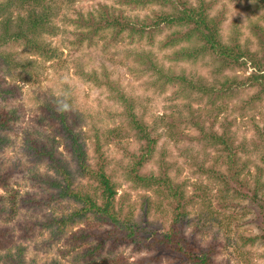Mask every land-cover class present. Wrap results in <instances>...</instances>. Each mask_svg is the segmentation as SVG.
I'll return each mask as SVG.
<instances>
[{
    "label": "rangeland",
    "instance_id": "obj_1",
    "mask_svg": "<svg viewBox=\"0 0 264 264\" xmlns=\"http://www.w3.org/2000/svg\"><path fill=\"white\" fill-rule=\"evenodd\" d=\"M171 1L136 6L127 0H72L56 15L55 31L43 36L56 51L55 57L31 53L20 44L7 46L6 52L17 60L31 59L36 66L28 69L33 74L29 76L27 70L11 71L0 58V87L12 91L8 97H0V118L14 116L11 128L0 131L5 139L0 145V175L6 179L0 194L11 211L0 215V231L23 241L36 221L45 222L47 217L69 215L79 209L69 200L58 199L59 190L48 183L59 179L55 171L39 159L34 148L29 149L34 143L52 144L58 155L70 160L57 122L52 123L45 111L48 105L60 107L67 102L86 118L79 122V132L93 135L98 129L107 140L103 150L108 169L119 183L118 207L147 234L169 230L174 205L170 195L162 188L136 186L126 178L127 166L139 146L122 116L120 96L124 95L136 100L137 115L148 127H154L157 138L153 158L141 173H160L162 177L168 173L175 184L187 186L191 202L177 233L209 251L210 264H264V94L244 81L253 69L222 65L220 57L206 51L200 39L189 36L190 27L157 26L161 17L204 3L225 44H239L240 49L264 61V0ZM17 3L15 9L24 5L22 0ZM20 11L24 17L25 12ZM115 15L139 20L156 30H147L143 38L129 33L116 36V30L103 24L94 36L90 28L79 26L90 18ZM153 63L158 69H152ZM247 65L250 67L249 62ZM190 81L215 83L216 90L227 83L232 90L212 105L207 92L188 88ZM247 98L249 107L244 106ZM224 127L225 134L230 131L233 135L239 153L243 150V161L249 163L237 184L223 185L212 172L203 175L199 171L205 166L219 174L232 173L221 159L220 148L209 144L210 136L222 135ZM115 129L117 137L111 135ZM90 153L95 157L92 150ZM86 182L78 178L76 185ZM85 229L86 223L73 225L61 234L39 229L34 238L24 241L28 245L26 262L75 264L68 251L80 252L99 243L93 238L74 244V234ZM106 229L108 226L101 223L96 228L98 234ZM108 249L110 245H106ZM4 252L0 251L2 255ZM106 253L91 264H189L180 254L161 246L136 250L128 245L111 255Z\"/></svg>",
    "mask_w": 264,
    "mask_h": 264
},
{
    "label": "trees",
    "instance_id": "obj_2",
    "mask_svg": "<svg viewBox=\"0 0 264 264\" xmlns=\"http://www.w3.org/2000/svg\"><path fill=\"white\" fill-rule=\"evenodd\" d=\"M17 1L13 3L11 0L6 5L0 3V58L5 60V64L11 71L20 70L26 72L29 68L36 66L35 62L25 58L17 60L14 54L7 53L5 49L11 44H20L31 53L48 56L49 58L55 57L56 51L43 40V36L48 33L52 34L55 31L54 29L57 28L55 25L56 15L59 14L65 2H71L72 0H22L24 5L15 9V5L18 4ZM170 1L127 0V3L144 6L147 3L154 2L168 4ZM183 7L186 6L183 5ZM207 8L204 3L198 8L186 7L175 15L159 18L160 23H157V26L160 28L162 24L167 26L182 24L190 27L189 36L200 39L206 51L209 50L220 57L222 65H227L228 68L236 66L252 68V73L244 81L246 84L250 82L253 86H256L258 93L263 95L264 61L256 58L255 53H247L240 49L239 44H225L221 39L216 20L210 18ZM20 10L25 12L26 15L24 17L22 15L23 12ZM103 24L116 30V36L129 33L130 36L136 35V37L143 38L147 30V33L156 30V28L150 29L151 25L147 26L145 23L142 25L139 20L134 21L119 15L101 17L98 20L90 18L88 21L84 20L83 23H79V26L80 28H90L91 31L89 32L94 31V36H96ZM140 24L141 26H139ZM85 34L83 33V35ZM246 58H248L247 61L245 60ZM248 62L250 67L247 65ZM153 68L158 69L154 63ZM27 74L29 76L33 75L32 71H28ZM182 82H186V79L183 78ZM222 85L220 90H216L215 83L202 84L201 82H195L193 84L190 81L188 88L202 94L207 92L206 95L209 97L211 104L214 105L220 99L229 95L232 90L227 83ZM11 92L10 89L7 90L0 87L1 98L8 97ZM120 101L124 107L122 116L128 121V129L135 133L139 146L138 153L131 157L133 162L131 161L127 166L126 178L130 179L136 186L147 189L151 187L162 188L170 195L174 205H172L169 230L164 234L156 232L147 234L140 225L131 222L132 220L129 216L117 205L119 183L108 169L107 158L103 150L107 140L103 138L98 129L94 131L93 135L78 131V127L82 124L79 122H83L86 118L78 115L71 103L60 104V107L48 105L45 107V111L50 114L52 123L57 122V129L65 138L64 142L66 143L70 160L66 161L62 156L58 155L56 148L52 144L46 146L34 143L29 145V149L34 148L38 153L39 159L45 160L55 171L54 173L59 179L56 181L48 180V183L53 190H59L58 199L69 200L76 204L79 209L69 215L47 217L45 222L36 221L37 226H31L33 230L26 231L29 235L24 237L23 241L15 240L8 231L5 233L0 231V251L5 250L3 255L0 253L2 264H28L26 262L28 245L24 241L34 238V234L39 229H53L61 234V232H66L73 225L81 223H86L87 229L74 234L72 239L74 244L87 243L93 238L97 239L99 243L92 248L81 249L80 252L68 251L72 255L75 264L88 261L91 264L97 259L103 258L106 251H108V255H111L113 250L128 245L135 246L136 250L160 248L161 246L164 249L180 254L189 264H210L211 255L209 251L202 249L197 244H190L182 235L177 233L182 219L185 217L184 214H186L187 207L191 202L187 195V186L175 184L168 173L163 175V177L159 176L160 173H141V170L153 158L155 152V145L157 144V138L154 137L155 129L154 127H148L144 123L143 118L137 115L135 111L136 103L134 102L136 100L122 95L120 96ZM244 102L245 107L250 106L248 98ZM192 117L195 118L194 114ZM12 118L14 116H10V114L0 118V131L11 128ZM194 124L199 126L195 119ZM224 128L222 135L212 134L210 136L209 144L211 147L220 148L223 153L221 159L228 166V171L232 173L230 175L228 173L222 174V172L219 174L216 170L210 171V169H206L205 166L201 167L199 171L203 175L212 172L216 175L217 181H220L223 185L237 184L240 175L249 168V163L248 161H243V150L241 149L239 153V149L235 146L233 135L230 131L225 134L227 128ZM118 130H120L119 127ZM117 131L115 129L110 134L117 137ZM121 131H124V129H121ZM3 141L5 139L0 136V145ZM261 149L263 150L264 148ZM90 150L93 151L95 157H92ZM257 171H261V169L258 167ZM78 178L87 180L86 184L76 185ZM5 180L0 175V185ZM34 209L35 211L38 210L37 208ZM10 212L6 198L0 194V215L10 214ZM99 223L105 224L108 229L98 234L96 228ZM262 240L264 241V238ZM106 245H110V249L106 250Z\"/></svg>",
    "mask_w": 264,
    "mask_h": 264
}]
</instances>
